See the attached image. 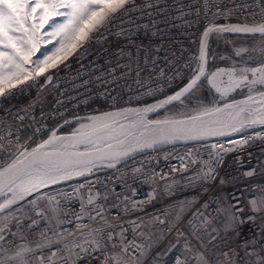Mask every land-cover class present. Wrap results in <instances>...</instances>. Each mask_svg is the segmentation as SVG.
Masks as SVG:
<instances>
[{
  "label": "built area",
  "instance_id": "obj_1",
  "mask_svg": "<svg viewBox=\"0 0 264 264\" xmlns=\"http://www.w3.org/2000/svg\"><path fill=\"white\" fill-rule=\"evenodd\" d=\"M150 3L151 7L136 10V13L155 21L163 30L160 37L174 50L183 52L185 49L175 63V67L182 68L178 71L180 75L176 76L174 72L170 80L153 86L160 89L153 93L156 98L169 94L191 77L205 28L217 23H264V18L251 20L264 8V0H208L207 15L203 10L204 0H150ZM218 11L222 14L217 15ZM133 12L123 22L118 20L110 32L117 34L128 19L134 17ZM149 12L151 16L146 14ZM165 19L168 25H165ZM101 61L98 59L89 68L87 84L94 80L95 83L118 82L119 69L110 70L113 79L92 76L99 64L104 65ZM112 61L119 66L118 56L105 66L114 67ZM148 86H134L121 94L110 95L108 92L101 98L95 96L94 101H117L112 107H91L92 97L88 96L83 103H78V99L61 101L36 119L39 133L36 131V137L18 145L19 151L27 152L73 118L152 101L145 94ZM62 112L66 115L43 135V126L54 117L50 115L58 116ZM18 146L10 159L14 157L1 164L0 170L16 159ZM52 193L54 201L50 208H41L35 217L24 221L0 241V247L7 255L21 252L18 264H48L49 258L53 264H108L102 258L105 253L96 250L98 230L117 222L129 229L125 233L127 239L138 246L134 255L130 251L122 256L121 264H178L186 255L188 242L185 237L191 230L189 224L198 223L201 214L219 220L225 209L231 211L233 197L238 198L244 210L238 218L253 216L256 224L264 228V215L254 213L250 203L255 201L257 208L264 207V126L230 137L150 150L111 167L105 166L84 179L58 185ZM93 197L90 204L89 199ZM98 212L103 219L97 216ZM131 220L142 223V229L133 233L128 224ZM213 226H216L215 222ZM250 227V223L243 226L242 238L252 234Z\"/></svg>",
  "mask_w": 264,
  "mask_h": 264
},
{
  "label": "snow or ice",
  "instance_id": "obj_2",
  "mask_svg": "<svg viewBox=\"0 0 264 264\" xmlns=\"http://www.w3.org/2000/svg\"><path fill=\"white\" fill-rule=\"evenodd\" d=\"M204 12L207 15L208 0H204ZM151 7L150 0H0V96H5L11 89L16 88L17 85L24 84L25 81L35 80L38 77H45L46 81H50L52 77L46 75L51 69H56L59 64L67 60L68 55L76 53L79 55L81 52L86 51L85 45L91 46V42L97 36H103L105 32H110L111 27L116 24L118 20L124 21V18L129 16L130 13L136 10L143 11V8ZM151 16L152 13H146ZM221 15L219 11L216 13ZM232 13L229 12V15ZM55 18H63L62 22ZM264 18V8L260 12L251 17L252 21ZM165 25H168V20L165 19ZM128 25L134 27L124 28L122 26L121 32L118 35L123 36L129 43L134 42V37L141 28V25L136 23L134 19H128ZM45 25H49L53 29L51 35L53 37H60L58 43L63 44L65 40L70 42V51L62 58H57L55 62L49 63V57L45 56L43 61L37 59L33 61L32 55L36 51H40L36 43L33 42V36L39 29H43ZM147 28L148 25H144ZM153 27L156 31L152 33L153 36L157 34L163 35V30L157 26L153 21ZM219 32H232L242 34L259 33L264 37V23L251 25L249 23H240L237 25L229 26H210L205 28L201 36L200 55L196 57L197 66L191 69V77L186 80L183 86L177 90H173L171 95H167L164 99H157L154 92H159L160 89L148 86L145 94L150 96L156 102L154 104H146L143 109L130 108L123 109L122 112L136 114L139 118L141 112H153L157 108L164 109L165 106H175L176 104L184 105L187 101L189 112H196L198 115H189L186 121H153L154 125L160 124H184L194 122L200 119L201 115L211 116L213 113L224 111L223 108L208 107L205 103L207 92L203 96L196 95V92L201 88L205 81L211 82L217 76V73L227 75L229 81L235 85L231 91L240 89L242 86L247 88L249 92L253 91L256 85L264 88V60H261V67L259 68H232L231 70L218 69L217 73H212L209 77L205 71L204 61L206 56L207 37L210 33ZM31 33V35H29ZM147 35V33H145ZM55 47V45H53ZM50 49H45L48 51ZM140 50V49H138ZM123 54V50H120ZM43 55V52H41ZM166 63L169 58H166ZM31 66V67H29ZM174 68L175 65H172ZM185 67H191L185 65ZM249 74L253 77L249 79ZM176 76L180 72H176ZM23 77V79H21ZM15 81L16 83H13ZM167 83V82H166ZM5 85L7 87H5ZM220 93L221 96L228 95V90L221 91V89L214 83H210L211 88ZM22 91V89H20ZM257 95L261 98L255 101L254 97L249 95L245 101L246 103L252 101L260 105L259 110H264V91H258ZM233 107V105H225V108ZM242 111H244L242 109ZM120 113H103L100 117L90 118L92 120L91 134L100 132L111 133L117 121L111 119L114 115ZM68 123V122H66ZM255 124L264 125V116L257 120H250L244 126L250 127ZM139 126L147 128V125L140 119ZM82 127H89L87 125ZM239 128H233L232 131H240ZM215 134V133H209ZM121 135L132 136L131 130L124 132L121 129ZM73 136L79 137L80 143H91L90 134L86 132H76ZM165 138H168L167 136ZM172 138H179L175 135ZM64 138L57 137L55 133L44 141L43 145H39L33 149L31 153L26 151H19L16 159L10 163L6 168L0 170V189L12 184L19 175H28L30 178L36 180L30 189H24L28 195L33 192H38L40 188L50 187L53 184H58L61 181L72 180L75 177H83L84 171L70 172L74 168L75 163L70 155L65 153H44L38 154L39 149L45 145L53 144L57 140ZM118 144L123 141L117 138ZM150 145H139L145 147ZM111 145L105 143V148H111ZM4 152L3 138L0 137V154ZM92 153L99 154L102 159L117 160L121 156L127 155V152H104L100 147H94ZM11 155L10 149L8 150ZM80 156L86 155L85 153L78 154ZM31 156L32 159L27 163L28 172L18 170L17 165L24 163L21 158ZM88 163H91L89 161ZM94 166V165H93ZM112 165L109 164V167ZM86 171L92 169L85 165ZM16 171V176L12 177L5 183V179L10 172ZM36 173L32 177V173ZM52 173H63L59 179L52 176ZM251 175V173H247ZM44 179H48L49 183H44ZM223 183V181H221ZM11 192L12 188L8 187ZM20 200L24 199L23 196L19 197ZM93 198L89 199V203L93 202ZM17 201L8 199L6 203L0 204V212L9 209ZM254 213L264 215V207L257 208L255 201L250 202ZM134 207H136L134 205ZM229 209L224 210V215L215 220L208 219L203 216L199 217V222L196 224H189L191 229L188 236L185 237L187 243L186 255L184 260L179 261L178 264H264V228L256 224L253 216H247L244 219H239V214L243 213V208L240 206L238 198L233 197V202ZM219 215V213H218ZM103 219L101 213H97ZM214 222L216 226L214 225ZM251 235L242 238L241 230L244 225L249 224ZM133 233L141 230L143 225L138 223L137 220L128 222ZM255 229V231H253ZM129 231L122 222L116 224H106L98 230L99 240L96 242L97 252H103L105 255L103 259L108 261V264H121L123 255L130 251L135 254L138 246L134 241L128 240L125 233ZM7 233V225L0 227V241L5 240ZM14 235V234H13ZM235 236V239H232ZM40 247V245H38ZM111 250V252H109ZM21 252H16L14 255H7V253L0 247V264H18V258ZM56 255L55 251L52 256ZM48 264H53L51 258L48 259Z\"/></svg>",
  "mask_w": 264,
  "mask_h": 264
},
{
  "label": "rangeland",
  "instance_id": "obj_3",
  "mask_svg": "<svg viewBox=\"0 0 264 264\" xmlns=\"http://www.w3.org/2000/svg\"><path fill=\"white\" fill-rule=\"evenodd\" d=\"M133 13L137 17L133 15L134 17L131 19H134L136 23L141 25V28L134 37V43H129L123 36L118 35L121 29L115 35L110 32L108 35H111L103 36L104 38L97 36L92 41L98 40L96 44L91 43L90 47L86 44V51L81 52L79 55L76 53L68 55L67 60L59 64L56 69H51L46 73V75L52 77L50 81H46L43 76L38 77L35 80L25 81L24 84L17 85L16 88L11 89L5 96H0V137L3 138L4 145V152L0 154V165L10 159L13 155L12 151L18 145L25 140H30L37 136L38 127L36 123L38 121L36 119L43 113L54 109L53 107L59 105L61 101L78 99V103H83L88 96L92 97L91 107H112L117 101L105 103L101 99V101L98 99L94 101V99L108 95V92L110 95L121 94L125 90H131L134 86L151 85L153 87L166 80H170L171 74L174 72L182 71L180 66L173 68L172 65H175L176 59L180 58L182 53H185V49H182L183 52L174 50L171 44L167 43L166 39L161 38L159 34L153 36L152 33L155 32V29L152 27V20L140 13H136V11ZM55 19L62 22L63 18ZM144 25H148V27L144 28ZM130 27L134 26L128 25L126 22L124 28ZM52 31L53 29L49 25H45L43 29H39L33 36V42L40 49V51H36L32 55L31 59L33 61L37 59L43 61L45 56H47L50 58L48 62L52 63L57 58L67 55L70 51L69 41L65 40L61 44L57 42L60 40V37L45 35V33H51ZM232 35L234 36H229L222 32H214L211 35L208 45L209 66L207 75L209 77H211L212 73H217L218 69L231 70L234 67H261L260 61L264 60V37L261 35ZM45 49L50 50L45 51ZM121 49L123 50V54H120ZM41 52H43V55H41ZM115 56L119 57V66L112 61L114 67H106L107 62L110 59L114 60ZM166 58H169L168 63L165 62ZM98 59H101L104 65L99 64V68L93 71L92 76L100 75L99 78L107 76V78L113 79L114 77L110 76L112 72L110 70L115 71V69H119L118 82L101 81L95 83L96 80H94L91 83L92 85L87 84V81L90 80V77L87 76L89 68L95 65L94 62H97ZM84 67L87 68L85 69ZM252 78L249 74V79ZM13 83L16 82L13 81ZM210 83H214L221 91L228 90V95L221 96L220 93L215 91L214 87L210 90ZM5 87L7 86L5 85ZM234 87L235 85L229 81L227 75L217 73L214 80L204 82L196 92V95L203 96V93L207 92L208 95L205 103L208 107H216L225 101L253 94L264 89L256 85L251 92L243 86L240 89L231 91ZM193 114H196V112H189V106L187 105V101H185L184 105L176 104L175 106H171L156 115L155 118H178ZM65 115L66 112H62L58 116L54 114L50 115V117H54L45 123L44 128H42L44 129L42 134H46ZM93 117H97V114L91 116V118ZM85 125L90 127L92 120L88 118L66 123L60 129V132H80L89 128L82 127ZM63 129L65 131H62ZM9 149L11 155L7 154ZM33 182L32 179L22 182L13 193L17 195V193L23 192L24 189L31 188ZM56 187L58 186L39 191L11 210L0 214V227L7 225L6 236L18 229L24 221L35 217L41 208H50L54 201V194L52 192H54ZM10 196V193L4 195L0 199V203L11 198Z\"/></svg>",
  "mask_w": 264,
  "mask_h": 264
},
{
  "label": "water",
  "instance_id": "obj_4",
  "mask_svg": "<svg viewBox=\"0 0 264 264\" xmlns=\"http://www.w3.org/2000/svg\"><path fill=\"white\" fill-rule=\"evenodd\" d=\"M240 23L241 22L217 23L211 26H217V25L229 26V25H237ZM222 33L237 34V35L238 34L240 35H260L259 33H254V34H242V33H232V32H222ZM212 34L213 33H210L209 36L207 37L206 56H205V61H204V67H205L206 73L208 72V66H209L208 45H209V39ZM261 91H264V89ZM171 94L172 92L167 95H171ZM249 95L253 96L255 101H259L261 99L257 95V92L253 94H249ZM249 95L238 97L232 100H228L216 106L217 108H223L224 111L222 112L213 113L211 116L201 115L199 120L194 121V122L184 123V124L154 125L152 123L153 121H164V120H170V121H186L187 120L189 115L178 117V118H165V119L155 118L156 115H158L159 113H161L162 111L166 110L167 108L171 106H165L164 109L157 108L153 112H146V113L141 112L139 114V118L136 114L122 112L121 110L130 109V108L143 109L146 106V104L128 106V107L100 112L97 114V117H99L103 113H120L119 115H114V117L111 118L117 121V124L114 125L113 129L117 127H123V130L125 133L131 130L133 135L128 136L127 139H125V136L120 134L116 137H113L95 146H86L87 143H80L79 137L73 136V133H76V132H60V129L66 124V122H64L54 132L57 137H62L64 139L57 140L53 144L45 145L43 148L39 149L38 154L65 153L66 155H70L74 162L75 161L79 162V163H75L74 168L70 169V172L84 171L85 175L83 177H75L72 180L61 181L60 183L53 184L50 187L58 186V185L65 184V183H70V182L80 180V179H84L88 176L98 173L105 166H109V164L113 165L119 161L125 160L127 158L133 157L135 155H139L141 153H144L150 150L160 149V148L167 147L170 145H175V144L192 143V142H199V141H205V140H211V139L230 137V136L238 135V134H241V133L253 130V129L263 127L264 125H261V124H255L250 127L244 126L247 121L257 120V119H260L262 116H264V110L258 111V109H260V105L258 103H254L252 101H248L246 103H240L241 101H245L246 97ZM166 96H163L159 99H164ZM155 102L156 101L154 100V101L148 102L147 104H154ZM228 104L233 105V107L225 108V105H228ZM242 109L244 111H242ZM193 115H198V113L193 114ZM88 118H91V116L76 117L67 122L71 123L77 120L88 119ZM140 119H142L143 123L147 125V128L139 126ZM234 127L239 128L241 130L232 131ZM80 132L89 133L90 139H93L95 136L104 133V132H100L97 134H91V127L88 129L82 130ZM209 133H215V134H209ZM173 135L179 138H172ZM52 136L53 134L45 138L43 141H41L40 143L32 147L30 150H28L27 153H31L33 149H36L39 145H43L44 141L49 140V138ZM166 136L168 138H165ZM117 138L123 141V143L118 144L116 142ZM105 143L108 145H111L112 147L110 149L105 148ZM139 145H150V146L139 147ZM94 147H100L101 149L104 150V152H125L126 151L127 155L121 156L119 159L115 161L110 160V159H102L99 157V154L92 153V149ZM81 153H85L86 155H83V156L78 155ZM21 159L24 160V163L17 165V169L23 170L24 172H28L27 163L32 159V157L28 156L26 159L25 158H21ZM89 161H91V163H88ZM8 165H6L4 168H6ZM85 165H87V167L91 168L92 170L90 172L86 171ZM16 171L17 170H13V172H10L8 174V176L5 179L6 184L9 179L16 176ZM36 175H37L36 173L34 172L32 173V177H35ZM51 175L59 179L60 176L63 175V173H52ZM31 179L34 181L33 184L36 183L35 179L30 178L28 175L21 174L18 176V178L14 180L12 184H8L6 187H3L2 189H0V199L4 195L10 193L11 198L9 199L17 201L9 209L0 212V214L11 210L13 207L19 205L21 202L27 200L30 196L37 193V192H33L31 195H28L27 192L25 191L21 193L19 192L17 193V195L13 193L22 182H27ZM49 182L50 181L48 179H44V183H49ZM8 187L12 188L11 192L8 191ZM50 187L40 188L39 191L45 190ZM14 194L15 196H13ZM20 196H23L24 199L20 200L19 199ZM6 201L7 200H5L4 202L0 204H4L6 203Z\"/></svg>",
  "mask_w": 264,
  "mask_h": 264
},
{
  "label": "bare ground",
  "instance_id": "obj_5",
  "mask_svg": "<svg viewBox=\"0 0 264 264\" xmlns=\"http://www.w3.org/2000/svg\"><path fill=\"white\" fill-rule=\"evenodd\" d=\"M186 82V81H185ZM184 83V82H183ZM181 85V84H180ZM184 85V84H183ZM178 87V86H177ZM173 92V91H172ZM171 93V92H170ZM167 95V94H166ZM166 95H163V96H166ZM163 96H161V97H163ZM161 97H159V98H161ZM159 98H157V99H159ZM152 101H154V100H152ZM149 102H151V101H149ZM146 103H148V102H146ZM141 104H145V102L144 103H141ZM137 105H140V104H137ZM168 109V108H167ZM101 116V115H100ZM99 116V117H100ZM114 117V116H113ZM112 117V118H113ZM91 127V126H90ZM89 127V128H90ZM121 129H123V127H117V128H114L113 130H112V132L111 133H102V134H100V135H97V136H95L93 139H91V143H87V145L86 146H95V145H98V144H101V143H103V142H105V141H107V140H109V139H111V138H113V137H116V136H118V135H120L121 134ZM14 157V156H13ZM12 157V158H13ZM11 158V159H12ZM10 159V160H11ZM9 160V161H10ZM7 163V162H6ZM5 163V164H6ZM4 165V164H3ZM2 165V166H3ZM2 166H0V167H2ZM27 187V186H26Z\"/></svg>",
  "mask_w": 264,
  "mask_h": 264
},
{
  "label": "trees",
  "instance_id": "obj_6",
  "mask_svg": "<svg viewBox=\"0 0 264 264\" xmlns=\"http://www.w3.org/2000/svg\"><path fill=\"white\" fill-rule=\"evenodd\" d=\"M228 35H229V36H234V35H232V34H231V35H230V34H228ZM255 36H259V35H255ZM184 83H186V82H184ZM184 83H182L181 85H179L178 87H176V88H175V89H173V90H176V89H178V88H179V87H181V86H182ZM173 90H172V91H173ZM172 91H171V92H172ZM162 112H163V111H162ZM162 112H161V113H162ZM159 114H160V113H159ZM62 131H65V129H63Z\"/></svg>",
  "mask_w": 264,
  "mask_h": 264
}]
</instances>
